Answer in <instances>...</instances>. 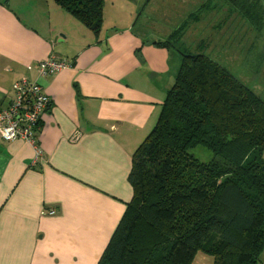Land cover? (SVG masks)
I'll list each match as a JSON object with an SVG mask.
<instances>
[{"label":"crops","instance_id":"1","mask_svg":"<svg viewBox=\"0 0 264 264\" xmlns=\"http://www.w3.org/2000/svg\"><path fill=\"white\" fill-rule=\"evenodd\" d=\"M198 1L181 0L180 17L213 12ZM221 15L212 22L226 24ZM131 18L104 29V12L96 34L54 0H0V110L21 78L51 98L39 162L25 141L0 135V264H97L121 221L134 194V152L182 62L174 46L156 44L175 31L139 34ZM50 56L72 65L40 75Z\"/></svg>","mask_w":264,"mask_h":264},{"label":"trees","instance_id":"2","mask_svg":"<svg viewBox=\"0 0 264 264\" xmlns=\"http://www.w3.org/2000/svg\"><path fill=\"white\" fill-rule=\"evenodd\" d=\"M54 1L94 33L101 30L105 0ZM224 1L264 28V0ZM156 44L176 46L181 66L134 152L133 198L97 264H192L199 251L213 264H260L264 99L213 57L183 51L173 37ZM197 146L215 157L199 160Z\"/></svg>","mask_w":264,"mask_h":264},{"label":"rangeland","instance_id":"3","mask_svg":"<svg viewBox=\"0 0 264 264\" xmlns=\"http://www.w3.org/2000/svg\"><path fill=\"white\" fill-rule=\"evenodd\" d=\"M180 3L181 0H105L104 29L113 26L121 28L124 25L122 22L132 17L130 23L139 34H149L151 37L157 35L160 28H165L168 33L178 32L171 37L181 50L213 57L264 99V28L253 26L237 11L231 13L228 6H232L224 0H212L213 12L202 11L197 20L188 16L181 18L183 6ZM223 12L227 23L218 26L212 21L222 17ZM233 25L239 26L234 34ZM174 48L178 50L176 46ZM193 153L203 162L215 157L211 150L203 146L195 147ZM213 263L214 258L202 251L192 262Z\"/></svg>","mask_w":264,"mask_h":264},{"label":"built area","instance_id":"4","mask_svg":"<svg viewBox=\"0 0 264 264\" xmlns=\"http://www.w3.org/2000/svg\"><path fill=\"white\" fill-rule=\"evenodd\" d=\"M71 62L50 56L39 64L40 75H50L68 68ZM51 98L36 80L21 78L13 85V97L6 108L0 110V135L6 141L21 139L34 151L33 162H39L43 151L38 132L43 114L48 110ZM51 209L48 214H54Z\"/></svg>","mask_w":264,"mask_h":264}]
</instances>
